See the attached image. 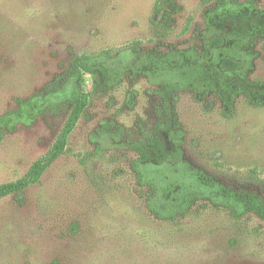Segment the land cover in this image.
<instances>
[{
  "label": "rangeland",
  "instance_id": "rangeland-1",
  "mask_svg": "<svg viewBox=\"0 0 264 264\" xmlns=\"http://www.w3.org/2000/svg\"><path fill=\"white\" fill-rule=\"evenodd\" d=\"M244 2L245 0H237ZM216 0H0V116L59 85L76 59L137 48L142 54L202 48ZM264 9V0H257ZM248 75L264 81V39ZM86 107L62 155L18 195L0 200V264H264V220L197 203L162 221L147 209L130 150L96 141L104 124L121 142L155 132L161 100L145 78L128 75L102 90L81 80ZM135 93V94H134ZM131 97V101L129 98ZM128 102L132 105L129 107ZM70 108L0 131V186L19 182L52 148ZM183 158L236 191L264 200V105L240 95L226 109L215 94L177 95Z\"/></svg>",
  "mask_w": 264,
  "mask_h": 264
},
{
  "label": "trees",
  "instance_id": "trees-1",
  "mask_svg": "<svg viewBox=\"0 0 264 264\" xmlns=\"http://www.w3.org/2000/svg\"><path fill=\"white\" fill-rule=\"evenodd\" d=\"M202 36L201 49L156 55L130 48L114 56L110 52L82 56L65 71L59 85L20 100L15 110L0 116V131L13 132L19 125H32L59 105L70 108L49 152L19 182L1 185L0 200L36 183L62 155L86 107L81 89L85 73L97 75L101 89L106 91L134 75L155 88L162 104L159 114L169 113L170 118L162 117L154 133L143 130L139 141L127 143L120 140L121 130L112 134L109 130L113 124H104L96 141L103 148L119 147L136 154L132 170L139 186L149 189L148 211L159 220L171 221L186 215L197 203L207 202L229 211L235 219L254 214L264 220L263 199L229 188L184 160V133L171 110L177 95L184 91L198 98L215 94L226 109H231L240 95L251 105H264V81L248 79L258 57L256 43L264 39V9L257 0H216L205 16Z\"/></svg>",
  "mask_w": 264,
  "mask_h": 264
}]
</instances>
